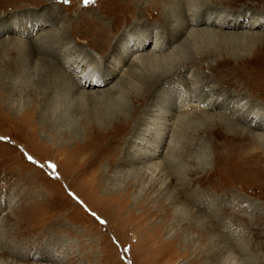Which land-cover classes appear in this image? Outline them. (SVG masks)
<instances>
[{
  "label": "rangeland",
  "instance_id": "374dc122",
  "mask_svg": "<svg viewBox=\"0 0 264 264\" xmlns=\"http://www.w3.org/2000/svg\"><path fill=\"white\" fill-rule=\"evenodd\" d=\"M147 1L92 0L91 3H85V0H67V2L65 0H0V137L3 138L0 139V264H200L198 261H201L206 253L221 249L222 253L217 260L207 264H232L234 260L227 256L233 255H237V258L239 256L243 264H264V135L255 143L233 136L224 141L213 134L212 127L196 132L198 127L204 125L193 124L196 128L185 123L184 127L189 128L186 132L190 136L186 137L189 140L185 138L186 140L180 141L183 144L179 142L176 144L181 157L179 165H183L180 168L181 176L182 169L186 168L183 178L178 179L177 176L180 175L177 173L172 180L163 179L150 170H146L144 176L136 177L130 171L132 166L117 165L109 168L110 172L104 178L103 186L99 188L95 178L97 172L93 170L102 166L99 172L106 171L109 167L106 161L113 159L114 155L120 158L125 153L132 155L129 151L136 147L139 148L136 151H140L142 145L137 143L139 140L137 138L146 134L145 129L149 126V122H145L136 130L132 141L123 146L122 140L116 138L123 129L122 137L129 136L132 121L120 126L107 125V127L111 126L113 132L105 138H102L104 134L101 136L81 130L78 133L74 132L70 140L54 133L51 137L46 131L49 129L48 126L42 125L38 118L35 119L37 122L33 126L29 122L33 123L34 120L30 121L28 114L21 116L23 110L29 106L31 98L19 88V77L15 73L9 74L11 77L8 76L10 68H5V61L6 64L10 62L12 65L13 60L22 56L16 50L18 40H26L29 49L32 48V51L29 50L30 56L35 55L30 65L21 67V69L29 68L31 71L32 63L34 64L37 58L40 59L41 55L34 53L35 48L30 42L40 34L44 35L48 30H58L59 41L65 40V42L62 43L63 45L58 44L60 46L56 49L50 48L49 57L53 58L52 61L54 63L59 61L56 64L65 68L71 63L62 62L63 58L66 59L63 56L73 54L74 47L85 52L90 56V63H94L96 70L93 73L108 74L109 79L99 86L92 84L87 86L82 85L80 81L83 80L76 81L79 75L73 78L80 88L104 90L116 84L124 76L123 71L128 69L126 64L132 56L124 66L122 65L123 71L118 72L112 68L113 59L110 55L112 41L114 42L123 29L131 23L132 17H140L144 21L142 27L128 35L127 39L131 41L128 43L129 47L145 34L142 39L146 42V47L142 52H148V45L153 39L151 37L160 31L158 25L163 22L160 18L161 8L156 7L153 0H149L148 3ZM133 2H137L138 6H132ZM193 3L194 7H191L194 9L205 7L206 13L213 14V17L217 16L215 9L228 13L225 20H234L237 24L246 23L250 17H256V20L260 17L264 18V0H207L200 2V5ZM130 4L131 7H128L127 5ZM138 11L141 13L138 14ZM262 21L264 19L259 20ZM18 26V30H28L30 33L17 34ZM164 26L165 30L170 27L165 24ZM192 26L201 27L202 24ZM216 27L217 30L220 28L219 30L227 32L235 30L233 31L235 34L241 32L243 36L234 34L231 36H239L243 41L236 40L232 44L229 43L230 45H225V42L221 43L219 40L203 42L202 46L213 47L200 61L201 64L213 67L209 70L204 66L203 69L205 74L213 73L215 76V81L212 78L208 81V86H215L216 82L225 81L223 85V82L219 83L221 87L216 86L219 89L210 99L217 97L220 105L219 101L226 92L228 96L226 101H243L253 106L255 110L260 108L264 110V40L256 44L257 41L244 34L245 28H238L236 31L231 27ZM251 30L255 31L253 33L264 34L263 27ZM185 34H182L179 45ZM245 37L247 40H244ZM218 38L224 39L225 35L220 34ZM53 39L56 38H52L55 42ZM10 41L13 42L12 45ZM208 42L210 43L207 45ZM175 45L177 46L172 44L163 53L174 49L177 51ZM176 57L189 58L186 51L179 54L177 52ZM72 62L71 68L74 69V66L77 67L76 59ZM196 67H189L177 79L171 77L156 86L152 91L156 95L155 98L161 96L164 93L163 87L172 85V81L185 83L184 79L194 78L193 74L198 73ZM64 70L69 73L67 68ZM77 72L80 73V69ZM86 77L84 76L87 82L93 83L92 78ZM21 79H24V76ZM10 81L15 83H9ZM24 84L28 88V84ZM22 101L25 104H22ZM125 102L127 106L131 105L128 99H125ZM16 104L19 106L15 108ZM182 104L184 110H193L192 108L189 110L186 100H183ZM82 106L95 109L103 104L90 99ZM222 110L223 108L219 106L208 112L219 113ZM197 116L195 118L200 119ZM173 120L175 122V119ZM235 125L240 126L244 131L264 134V130L249 127L244 123ZM228 128L224 131L219 129L231 133ZM71 131L74 130L70 129ZM147 136H151L150 139L155 144L154 137L158 136L157 132L144 135ZM160 139V142L164 141L161 136ZM114 140L120 141L118 143ZM167 141L168 137L165 138V142ZM111 145L116 146L113 155L107 154L112 152L109 149ZM162 145L158 143L161 148ZM88 146L89 150H94L97 158L101 159L94 167L81 165L82 158H77L79 147L88 149ZM104 147L107 150L106 156L101 152ZM28 156H31L32 160H29ZM161 157L154 161L162 160ZM108 162L110 163V160ZM50 164L55 165V169L49 167ZM125 186H130L127 201L119 203L114 197L122 193ZM171 193L177 194L178 203L169 205L168 213L162 209L158 217L136 216L139 211L135 206L137 202L144 199L152 201L151 204L155 205V200L163 198L167 201L166 198ZM186 207L195 215H200L199 220L203 217L202 219L210 226V229L207 227L208 232L204 233L208 236L207 240L204 234L200 240L192 228H181L183 221H178L177 218L180 215L186 216L184 212ZM131 209L132 214H129ZM161 219L164 221L162 227ZM101 220L106 223H100ZM155 223L160 225V230L157 229V225L155 229V225L153 226ZM179 229L182 237L175 239L172 233ZM13 253L17 256L12 255ZM253 254L257 257L256 260ZM195 259L197 261H193Z\"/></svg>",
  "mask_w": 264,
  "mask_h": 264
},
{
  "label": "bare ground",
  "instance_id": "6f19581e",
  "mask_svg": "<svg viewBox=\"0 0 264 264\" xmlns=\"http://www.w3.org/2000/svg\"><path fill=\"white\" fill-rule=\"evenodd\" d=\"M206 1L207 0H153L154 2L153 4H155V6L158 7L159 9L161 8L160 18L163 20L166 26L169 25L170 27L167 28V30H165L166 28L162 21L160 25L157 24L160 27V31L156 32V34L153 37H151L153 39L151 40V43L148 45L149 48L148 52H142V50L145 49L146 47V42L142 39L145 37V34L144 37H140V40L134 41L131 45L132 47H129L128 45V43L131 42L129 41V39H127L128 35L132 34V32L137 31L140 27H142L143 25L142 22L144 21L143 18L140 19V17L137 18L136 16H135L136 18L132 17V19L130 20L131 23L130 24L128 23L129 25L123 29V31L114 40V42L112 41L111 43L112 51L110 55L113 59L112 61L110 60L111 64L113 65L112 68L118 72L122 70L121 68L125 65L129 57L132 56L131 60L126 64V67H128V69L126 68L124 71L122 70L124 72L123 74L124 76L122 75L123 77L120 78V80H118L116 84L110 85L107 89L104 90L99 88L97 89L92 88L91 90L83 89L76 84L77 82H75L73 77H76L77 75L79 76L78 78H76L77 79L76 81H78L79 79L83 80L80 82H82V85H87V86L89 84L99 86L109 79V77H107L109 76L108 74L105 75L104 73H100V72L93 73L96 70L93 65L94 63L93 64L90 63V56H87L88 54H86L85 52H82L78 50L76 47H74V52L73 54H71L73 57L69 54H66L65 56H63L66 58L64 60V58L61 56L63 58V59L61 58L63 60L62 62L69 61L71 65L73 64L72 61L76 59L77 67L74 66V69L71 68V65L65 67L68 69L69 73H67L66 70H64L65 68L56 64L59 61H55L56 63L52 61L53 58L51 59L49 57L50 48L54 47L56 49L58 48V46H60L58 44H62L65 42V40L59 41L58 39L59 35L57 34L58 30H54V31L48 30L45 32L44 35L38 34L39 35L38 38L36 37V39L30 42L31 44L33 43L32 47L35 48L36 52L34 53L36 55L37 53L41 55L40 59L37 58V60L35 59L36 62L34 64L32 63L33 66H31V71L29 70V68H24L25 71H23L24 69H21V67L24 65H30L35 55L30 56L31 53L29 52V50H31L32 48L29 49L30 47L27 46L25 42L26 40L23 39L18 40L16 42L17 43L16 50L19 54H22V56H20L19 59L13 60L12 65L10 62L6 64L5 61V66H6L5 68H10L8 76L13 75L12 73H15L16 76L19 77L20 79L18 83L20 85L19 88L21 89V91L27 93L31 98V101L29 100V106L23 110L24 112L21 114V116H26L28 114L27 116L31 118L30 121L32 119L34 120L33 123L29 122L33 126L37 122V120L35 119L38 118V120L42 122V125L44 124V126H48L49 129H46V131L49 133L51 137H52V133H54V134H60L62 137L68 138L70 140H72L71 136L74 135L73 134L74 132L78 133L81 130H83L86 133L91 132L92 134L97 133L101 136L105 135L104 137H102L105 138L106 136L110 135L113 132L111 126L113 125L120 126V124H125L128 123L129 121L130 122L132 121L129 127V136L122 137L124 135L123 133L124 129L121 131L119 135L116 134L119 136L116 139H121L123 146L124 144H127L132 141V137L135 134L136 130H138L142 125H144L145 122H149L150 124L145 129L146 134L144 135L145 136L147 134L152 135V133L157 132L158 136L154 137L155 144H153V141H151L150 139L151 136L144 137V135L143 136L140 135L137 138L139 139L137 140V143L142 145L140 147L141 149L140 151H136L137 149H139L136 147L134 150L129 151L132 152V155L125 153L123 156L121 155L122 156L121 158L116 155H114L115 156L114 158L110 156L113 159H108L106 161L109 164L108 165L109 167L106 168V171L99 172V169L102 166L96 170H93V172H97V176L95 175L96 176L95 178L97 179L96 185L99 186V188L103 186L104 178L107 176L108 172H110L109 168L113 166L117 167V165H128L129 167L132 166L130 171L134 175H136V177L144 176L146 170H150V172L152 171L151 173H155L156 176L163 177V179L170 178L172 180V177L176 176L177 173L180 175V171H181L180 168L183 167V165L182 166L179 165V163L181 162V157L179 155L180 151L177 149L176 144H178L177 142L183 144L180 141L185 139L187 136L190 137L189 134L186 133L187 129L189 128L184 127L185 123H187V126H191V127H196L193 126V124L196 123L203 124L204 126L202 127H198V128L196 127L197 128L195 130L196 132L201 129L207 130L208 127H212L211 131L214 132L213 134L217 138H219V140L225 141L226 138L233 136L241 140L248 139L250 142L253 141L254 143L256 141H259L264 135L263 133L258 134V132L256 133L252 131H244L240 126L239 128L237 127L238 125L236 126L235 124L244 123L247 124L249 127L253 126L256 129L263 131L264 110H261V108L260 110L257 109L255 110L252 108L253 106L243 101L242 102H236V101L234 102L233 100L226 101L228 97L226 92L223 93L224 95L222 94L223 98L221 101H219L221 102L220 105L217 101L218 99L217 97L210 99V97L213 96V93L217 89H219L216 88V86L218 85L219 87H221L225 81L216 82L215 86H208V81H211L212 78L215 81L214 79L215 76H213L214 75L213 73L209 75L205 74V72H203V69L204 66H207L206 68H208L209 70L213 69V67H209V65L201 64L200 61L201 59H204V57L208 55L209 50L213 48L208 46H202L204 41L219 40L221 43L225 42V45H230L236 42V40L240 42L243 41L239 36L236 37L231 36V34L243 36L241 32H238L239 34H235V32H233L235 30L233 31L230 30V32L221 31L219 30L220 28L217 30L218 27L216 26L222 28L231 27L233 29H236V31H238V28H245L244 31H246V33L244 34H246V36H249V38L257 41L256 44H258L260 42L262 43V40H264V34L253 33L255 31L251 29L253 28L261 29V27L264 28L263 26L264 21L259 22L260 19H264V18L260 17L256 20L255 19L256 17H250L246 23L237 24L235 23L234 20L230 21V19H228L226 21L225 19L228 16V13H223L221 10L215 9L217 16L213 17V14L206 13L207 8L205 7L202 8L198 7L197 9L193 8L194 7L192 5L193 2L199 3L200 5V2L202 3ZM139 2L140 1H138V3ZM138 3L133 2L132 6H138ZM127 6L131 7V4ZM139 13L141 12L138 11V14ZM198 24H202V26L201 27L192 26ZM18 28L19 26L16 28L17 34L19 35H23L25 32L27 34L30 33V31L28 30H18ZM184 33L186 34L182 38L183 41L180 42L179 45V40L182 37V34ZM220 34L221 35L224 34L225 38L224 39L218 38ZM54 37L56 38L53 39L55 40V42L52 41V38ZM244 40H247V38L245 37ZM209 43L210 42H208L207 45ZM12 44L13 42L10 41V45ZM172 44H177V46L179 45L180 50H179V46L177 47L175 45L177 51L174 49L173 51L172 50L168 51V53H163L166 49L171 47ZM182 51H186V54L189 56L188 59L187 58L182 59L177 57L175 58L177 52L179 54ZM193 66H197L196 69L198 70L197 74H193L194 78L188 80V78L186 77L187 79H184L185 83L172 81L171 82L172 85L168 84L169 86L168 85L164 86L162 89L164 93L161 96L155 98L156 95L152 91L155 89L156 86H159L161 83L168 81L169 78L171 77H172L171 79H174V77L177 79L179 75L182 76L184 74L183 73L184 71H187L189 67L192 68ZM78 69H80V73L77 72ZM23 76L24 79H21V77ZM84 76H87L86 78L89 77L92 78L91 82L93 83L87 82ZM93 77H95V80H93ZM9 83H15V82L10 81ZM24 83L28 84V88H26L27 85H25ZM219 83H222V85H220ZM4 91L6 90L4 89ZM90 99H95L96 102L100 101V103L103 104V106H97V107L95 106L96 107L95 109H90L82 106L85 102H87ZM125 99L131 101L130 106L126 105ZM183 100H186V103L189 105L188 106L189 110H191L192 108L193 109L192 111L184 110L185 109L184 104H182ZM11 103L12 105L14 104L13 101ZM22 104H25V102L23 103L22 101ZM18 106L19 105L16 104L15 108ZM219 106L223 108L224 112H222L223 110L219 113L208 112L219 108ZM196 115H198L197 117L200 119L195 118ZM77 116L79 117L77 118ZM173 119H175V122ZM107 125H111V126L107 127ZM219 128H221L223 131L225 129L227 130L228 128L229 130H231L230 131L231 133L222 132ZM70 129H73L74 131L70 132ZM160 136L161 138H164V141L160 142L161 141ZM167 137H168V141L165 142V138ZM114 141L119 143L120 140H114ZM158 143L159 144L162 143L163 147L162 148L159 147ZM114 148L116 149V146L111 145V148L109 149L112 152L110 153L107 152V154L113 155ZM79 149L80 150L77 151V158L79 157L82 158L81 165H84L86 167H94L96 164L100 163L101 159L97 158V154L94 150L92 151L89 150V146L88 149L87 148L81 149L80 147ZM179 149H181V147ZM106 151L107 150L104 147L103 151L101 152L103 153V155L106 156L105 154ZM158 157H161L162 160L154 161ZM183 158L184 157H182V159ZM109 160L110 163L108 162ZM184 169L186 170V168ZM184 169H182L183 172H181L182 176L181 175L179 177L177 176L178 179L183 178V174L186 173ZM165 181L166 180H163V182ZM177 187H178V183H177ZM122 191L123 192L119 193L117 197H114L117 201H119V203H124L127 201L126 199L130 191V186H125L122 189ZM191 192L189 191V193ZM167 197H168L166 198L167 201H165V199L163 198L162 199L159 198L155 200V205L151 204L152 201L144 200V199L137 202L135 206L139 209V211L136 216H138L139 218L149 217L152 215L157 216L159 211L162 209H164V211L168 213L167 207L169 205L178 203V196L175 193H171ZM184 210L186 216L180 215L177 218L178 221H183V223L181 224V228L194 229V231L198 235V238L200 237L199 239L201 240L203 234L208 232V228L210 229V226H208L207 222L204 219H202L203 217L200 218L201 220H199L200 215L199 216L195 215L187 207ZM132 211L133 210L131 209L129 211V214H132ZM146 219L148 218H145V220ZM160 221L162 227L164 221L162 219ZM156 225H157V229L160 230L161 227L157 223L153 224L155 229H156ZM172 237H174L175 239H179L180 237H182L181 229H179V231L178 230L174 231L172 233ZM207 237L208 236L205 235L206 240ZM221 250H218L217 252H213V253L211 252L206 253L207 255L202 256V260L198 261V263L207 264L209 262L217 260L219 254L222 253ZM232 254L233 253L231 252V255ZM12 255L15 254L13 253ZM252 256H254V254ZM227 257L234 260L233 262H231L232 264L234 263L237 264L238 262L240 264H243V261L239 260V256L237 258V255H233L231 257L227 256ZM226 258H224L223 260L225 261ZM256 259L257 257L254 258V260ZM193 261H197V259Z\"/></svg>",
  "mask_w": 264,
  "mask_h": 264
},
{
  "label": "snow or ice",
  "instance_id": "6c2138e0",
  "mask_svg": "<svg viewBox=\"0 0 264 264\" xmlns=\"http://www.w3.org/2000/svg\"><path fill=\"white\" fill-rule=\"evenodd\" d=\"M65 2H67V0H65ZM92 2V0H85V3H91ZM0 139H3L2 137H0ZM28 159L29 160H32V157L31 156H28ZM49 167H51V168H53V169H55V165H49ZM93 215L95 216V213H93ZM100 223H106L105 221H103V220H101L100 221ZM125 251H127V250H125Z\"/></svg>",
  "mask_w": 264,
  "mask_h": 264
}]
</instances>
